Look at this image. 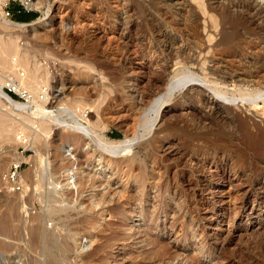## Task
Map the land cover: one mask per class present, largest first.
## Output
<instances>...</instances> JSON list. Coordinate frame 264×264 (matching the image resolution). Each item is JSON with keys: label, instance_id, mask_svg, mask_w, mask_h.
Instances as JSON below:
<instances>
[{"label": "rangeland", "instance_id": "374dc122", "mask_svg": "<svg viewBox=\"0 0 264 264\" xmlns=\"http://www.w3.org/2000/svg\"><path fill=\"white\" fill-rule=\"evenodd\" d=\"M39 1L38 10L0 0L10 14L0 15V52L11 48L0 58V85L24 79L22 92L12 94L30 104L25 110L0 104L7 117L0 127V217L15 223L12 235L0 238L7 244L0 264H47L41 250L49 233L71 245L53 264H264V150L245 143L252 126L264 124V105L211 112L191 87L178 89L172 112L132 152L102 156L98 146L104 138L131 145L143 135L148 109L135 108L141 94L189 72L204 76L189 57L216 28L220 46L209 70H264V0H204L224 16L219 26L194 0L31 4ZM20 9L36 18L15 21ZM47 92L46 115L38 106ZM73 118L95 142H70ZM242 118H249L248 130ZM41 170L49 177L40 185ZM47 189L55 191L54 203L45 199Z\"/></svg>", "mask_w": 264, "mask_h": 264}, {"label": "bare ground", "instance_id": "6f19581e", "mask_svg": "<svg viewBox=\"0 0 264 264\" xmlns=\"http://www.w3.org/2000/svg\"><path fill=\"white\" fill-rule=\"evenodd\" d=\"M1 1H3L4 3L6 2V0H1ZM21 1L24 2L26 5H28V7L34 8V9L37 8L38 10L40 9L41 6H43L42 1L41 2L39 1L35 4L34 3L31 4V0H21ZM194 1L197 4V8L199 9L200 14H202V16L205 17V19H208L209 21L213 22L212 24L219 26L218 25L219 21H221L224 17L222 15V13L218 12L217 10H215L213 8H210V9L207 8L204 0H194ZM255 1H257V0H255ZM257 5H258V3H257ZM262 11L264 13V9ZM0 15H1V17L4 16V12H3L2 8H0ZM261 15H263V16H261ZM260 16H258V17H260V19H264V14H260ZM5 23H7L9 26L13 25L18 29L27 27V25H22V24L8 22V21H5ZM216 29H217V31L215 30L211 34L209 33L210 35H208V37H207L208 38L207 42L202 44L201 46H199V49L194 52L195 54L192 57H189V59H190L189 61H190V63H192V65L202 68V71L204 72V76H201L200 74H196L195 72L190 73L188 71L189 72V73L187 72L188 75L185 74L187 77L184 75L186 78H183L182 80H180L178 82L171 81L172 80L171 79L168 83H166V85H165L166 87L163 88L162 90L157 87L158 85L157 86L155 85V87L157 88L156 90L151 91L149 93L141 94L135 103V108L138 107V109H139L141 107L142 111H145L148 109L145 113V119H146V123H147L146 131L143 133L142 136H140L139 139L134 141L135 142L134 144H131V145L128 144L130 142H128L127 140H125V141L123 140V141H120L119 143H115V142H108L107 140H105V138L102 139L101 143L98 144V146L100 147V150H101L100 153L102 156L104 155V152H110L111 154H115V155L125 153V152L130 153L133 151V149L135 147H137V145L142 141V139L153 136L158 123L160 121H162L163 118L167 114L169 115L172 112L170 107L173 105V102L176 99L175 93L178 89H180L179 91H182L188 87H191L192 88L191 90H194L198 93L197 97L200 98V102L202 103L204 110L208 109L211 112L217 108H219V109L224 108L226 110L228 109V110L238 111L244 107L248 111H252L253 109H256L257 107H259L261 104L264 105V74H261L264 72V70L258 71L257 69H255L254 72H252L250 70H248V71L246 70V71H244L243 74H238L237 72L239 71V69L238 70H231V69H229V67H228V69L226 67L225 68L219 67L216 70H209V68H207L208 59L215 57V54L217 52V48L220 46V43L216 42L217 36H218L216 32L219 31V28H216ZM214 34H216V35H214ZM255 39H257V38H255ZM258 43H256V44H258ZM263 47H264V45H263ZM9 48L8 47L2 48V50H1L2 52H0V54H1L0 58L6 57V54H8V52L11 51L10 50L11 48L10 49ZM261 48H262V46H261ZM179 50H181V49H179ZM179 53L181 54V52L177 51V54H179ZM7 56L9 57V55H7ZM178 57L180 58L181 56H178ZM233 62H235V61H233ZM19 63H22L21 60ZM182 64H183L182 61H179L176 63V65H182ZM219 65L221 66L220 63H219ZM9 66H7V67H9ZM14 67H16V66H14ZM18 69H19V67H18ZM13 82L14 81H11V84L15 85L16 88L19 90V92H22L19 88L22 87V90L24 89L23 88L24 79L19 78L18 82H14V83ZM11 84H9V85H11ZM196 84H198V85H196ZM6 86H8L6 82L4 83V85L3 84L0 85V104H2L3 107H5L4 104H8L11 107H14L15 109L25 110V109H27V107L30 106V104H23L22 102L16 101L11 96H9L4 91V87H6ZM219 86H221V87H219ZM161 87H163V86H161ZM251 89H253V90H251ZM238 94L241 95L240 98H238ZM45 98H44L45 100L43 102H41V104L38 107H42V110L47 115L48 113H47L46 107L48 105H50L48 92L46 93ZM167 104H168V106H167ZM213 106H215V107H213ZM81 111H80V113H81ZM79 119L73 118L72 126H68V128H67L68 129L67 130L68 131L67 136L71 137L70 142L71 143H78L80 140H84L85 137H89L90 142L91 141L93 142L94 140H93V136H92L90 129L81 122L82 120L79 121ZM226 120H224L223 118L221 119L222 123H225ZM6 123H7V117L3 114H0V127L3 128V126L6 125ZM48 124L49 123L46 120H44L42 122V125H43V128L45 131L47 130ZM240 127L248 130L251 127L249 118H245V119L242 118L241 122H240ZM252 127L254 129H256V132H251V131L249 132V134L246 138V141H245V143L247 144L246 146H248L250 148L257 149L258 151L264 150V124H255ZM60 129L61 128L58 125L54 128V131H55L57 136L62 133L60 131ZM52 131H53V129H52ZM77 132H80V133H77ZM81 133H82V135H81ZM122 146H124V147H122ZM67 168H68V166L60 167V169H67ZM66 172H68V170H66ZM45 174H44V171H42V170L40 171V177H39V181H38L40 185L45 183L48 180L49 176L47 175V173H45ZM222 181H224V180H222ZM230 185H231V183H230ZM153 188H155V187H153ZM175 195H176V193H175ZM39 197H42V196H39ZM44 197L48 203H54L55 201H57L54 190H48L47 189ZM124 198H125V195H124ZM134 198H136V197H134ZM122 199H120V200H122ZM100 201H102V200H100ZM93 207L94 206H91V208H93ZM55 212H56L55 209L50 208L48 211L49 216H51ZM8 216L6 215L5 217L4 216L0 217V238H7L8 239V237H10V235H12L11 233H12L13 227H15L14 226L15 223L13 222L14 223L13 224ZM13 218L14 219L17 218V215H16V217H13ZM219 227L221 228V226H219ZM35 229H36V227H35ZM217 230H218V228H217ZM34 242H35V240H34ZM5 243L2 239H0V247L1 248H3V249L7 248V244H5ZM44 243H45L44 249L41 250V253H43V255H41V256H44L43 259L44 258L46 259L47 264H49V263L53 264L54 262L58 261V252L63 254L62 256H64L66 258L67 254L71 251V245L68 242H65L62 245L58 244L55 241V238L51 233H49V235H47L46 241ZM219 243H220V240H219ZM32 244H33V242H32ZM34 245H35V243H34ZM9 246H8V248H9ZM10 249H12V247ZM33 250L36 252L39 249L34 246ZM175 261H176V259H175ZM7 264H8V262H7Z\"/></svg>", "mask_w": 264, "mask_h": 264}, {"label": "trees", "instance_id": "16d2710c", "mask_svg": "<svg viewBox=\"0 0 264 264\" xmlns=\"http://www.w3.org/2000/svg\"><path fill=\"white\" fill-rule=\"evenodd\" d=\"M19 12V13H18ZM16 14L15 21L21 22V23H27L29 21H32L36 18L35 13H29L25 11L24 9H20ZM14 100H18V97L13 95L12 93L9 94Z\"/></svg>", "mask_w": 264, "mask_h": 264}, {"label": "built area", "instance_id": "2783aa9c", "mask_svg": "<svg viewBox=\"0 0 264 264\" xmlns=\"http://www.w3.org/2000/svg\"><path fill=\"white\" fill-rule=\"evenodd\" d=\"M4 12V14H5V17H8L10 14H9V12H5V11H3ZM11 84V83H10ZM8 87V92L9 93H13L15 90H16V87H15V85H8L7 86ZM12 170H14V172H12V174H11V176H10V178L12 179V180H15V178H16V173L18 172V170H19V167H13L12 168Z\"/></svg>", "mask_w": 264, "mask_h": 264}]
</instances>
